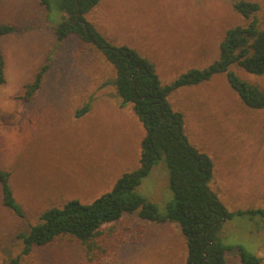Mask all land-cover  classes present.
Segmentation results:
<instances>
[{
    "label": "rangeland",
    "instance_id": "1",
    "mask_svg": "<svg viewBox=\"0 0 264 264\" xmlns=\"http://www.w3.org/2000/svg\"><path fill=\"white\" fill-rule=\"evenodd\" d=\"M237 0H100L84 15L113 46L125 45L147 58L162 85L219 57L220 43L233 26L247 21ZM256 17L264 27V0ZM57 4L51 12L39 0H0L4 82L0 83V169L22 216L2 204L0 264H184L186 247L175 223L156 224L125 214L105 224L86 254L78 240L62 236L23 254L18 238L41 212L77 199L89 203L138 166L144 129L131 104L113 84L114 67L91 43L69 36L58 41ZM40 88L26 100L25 86L45 63ZM238 77L264 88L255 76L233 65ZM167 101L183 114L188 142L212 160L208 186L228 212L264 208V108L251 109L224 75L172 92ZM88 106V110L77 112ZM136 192L165 213L173 201L164 157L152 166ZM223 245L243 246L264 264V218L233 215L216 233ZM226 264H241L236 249Z\"/></svg>",
    "mask_w": 264,
    "mask_h": 264
},
{
    "label": "trees",
    "instance_id": "2",
    "mask_svg": "<svg viewBox=\"0 0 264 264\" xmlns=\"http://www.w3.org/2000/svg\"><path fill=\"white\" fill-rule=\"evenodd\" d=\"M100 0H39L47 12L55 2L61 14V22L54 32L58 41L69 36L84 43H91L114 67L113 84L121 102L131 104L144 129L139 145L138 166L123 173L111 189L89 203L77 199L64 202L60 207L44 210L37 222L18 238L24 245L23 254L33 246L48 245L62 236L75 238L86 254L96 248L95 238L100 228L120 220L125 214L156 224L175 223L184 237L186 256L184 264H226L225 253L236 249L241 264H259L261 259L243 246L223 245L216 233L222 222L233 215H254L264 218V208L248 209L231 213L226 210L208 186L213 163L204 152L192 146L183 129V114L172 108L167 97L177 89L209 81L216 75H224L230 88L245 106L264 108V88H259L238 77L230 68L235 65L243 71L264 75V27L256 13L260 5L255 1L237 0L233 8L247 23L233 26L220 43L217 60L203 68H191L174 81L162 85L154 65L134 49L125 45H111L84 15ZM14 28L0 25V36L11 33ZM4 60L0 53V83L4 82ZM47 60L36 72L31 83L25 86L26 100L40 88L48 70ZM88 110L85 105L77 115ZM164 157L168 172V188L173 201L165 213L136 192L141 180L148 175L158 159ZM9 172L0 169L2 204L16 215L22 216L21 206L16 202L10 184ZM12 259L8 264H15Z\"/></svg>",
    "mask_w": 264,
    "mask_h": 264
}]
</instances>
